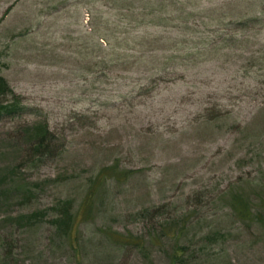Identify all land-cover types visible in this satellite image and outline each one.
<instances>
[{"label": "rangeland", "instance_id": "1", "mask_svg": "<svg viewBox=\"0 0 264 264\" xmlns=\"http://www.w3.org/2000/svg\"><path fill=\"white\" fill-rule=\"evenodd\" d=\"M0 75V264H264V0H0Z\"/></svg>", "mask_w": 264, "mask_h": 264}, {"label": "trees", "instance_id": "2", "mask_svg": "<svg viewBox=\"0 0 264 264\" xmlns=\"http://www.w3.org/2000/svg\"><path fill=\"white\" fill-rule=\"evenodd\" d=\"M8 91L13 92V90L8 87V82L6 78L2 75H0V114L6 113V114H13L17 111V109H22L23 107L19 105L18 101L5 103V96ZM234 210L237 214V216L240 219L243 220H252L257 219L258 213L260 215H263V211L258 210L257 212H254L253 207L249 202H247L246 199L243 198L242 194H237L234 198ZM169 234V233H168ZM121 240H124L126 242H131L134 244H139L140 241L138 237H135L134 239H126V238H119ZM181 253L178 254L180 256Z\"/></svg>", "mask_w": 264, "mask_h": 264}]
</instances>
